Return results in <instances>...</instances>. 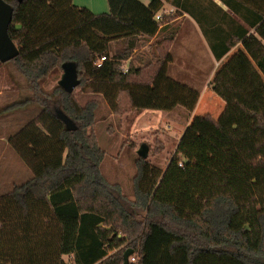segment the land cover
Wrapping results in <instances>:
<instances>
[{
  "label": "trees",
  "instance_id": "16d2710c",
  "mask_svg": "<svg viewBox=\"0 0 264 264\" xmlns=\"http://www.w3.org/2000/svg\"><path fill=\"white\" fill-rule=\"evenodd\" d=\"M3 1L13 9L9 35L20 51L10 63L31 90L58 99L60 108L41 105L8 139L32 176L0 196V264H124L127 250L137 256L129 264H264V212L232 227L264 188V0H219L240 17L218 7L221 22L231 26L221 42L203 29L218 61L241 44L211 82L226 108L218 120L208 114L193 119L165 176L138 154L133 200L101 172L106 152L93 132L100 103L81 105L75 91L101 95L115 115L177 107L193 112L199 91L168 74L176 29L152 45L155 58L143 68L125 72L123 64L174 19L156 20L165 3L198 19L195 6L188 0H107L109 13L94 14L73 0ZM69 62L77 66L80 85L71 94L59 85L45 93L41 85ZM215 189L231 198L205 207ZM175 209L196 216L180 219Z\"/></svg>",
  "mask_w": 264,
  "mask_h": 264
},
{
  "label": "rangeland",
  "instance_id": "374dc122",
  "mask_svg": "<svg viewBox=\"0 0 264 264\" xmlns=\"http://www.w3.org/2000/svg\"><path fill=\"white\" fill-rule=\"evenodd\" d=\"M211 1L212 0H188L190 6L208 5ZM222 6L224 5L222 4L221 8H223ZM223 9L235 20L240 21V17L235 15L228 7ZM191 10L195 15L197 9L194 7L191 8ZM179 15H184V12L181 13V11H176V13L171 16L178 17ZM146 44L147 43H140L138 48ZM152 52L154 53L153 48ZM123 67L126 69L125 64H123ZM62 75L63 71H60L50 76L47 81L41 85L43 91L47 94L54 93ZM41 95L42 94H37L29 88L28 82L18 72L14 64L10 62L2 64L0 62V137L8 138L10 135L16 134L39 113L41 107H43L41 105H47L54 111L60 108L58 99L54 98L53 100H48L45 96ZM75 97L81 105H85L92 100H96L100 103L97 112L98 120L93 128V132L100 146L106 152V158L101 166V172L109 183L119 184L123 192L129 198H132L133 178L136 174L135 161L142 146H149L147 148L148 161L158 167L164 168L165 164H167L171 158H174L177 145L179 146L181 143L178 133L185 123L183 115L178 119L176 113L172 115L165 114L167 119H163L159 127L146 132L141 131L133 134L132 126L134 118L139 112L131 110L121 115L112 114L108 103L103 97L99 94H94L89 89H77L75 91ZM25 102L26 104L17 109L9 108L13 104ZM208 111L210 110L208 109ZM208 115L213 117L211 114ZM185 118L187 119L189 116L186 115ZM17 157V153L13 150V162L16 160L17 165L13 167L12 170L19 168L23 176L16 177L14 183L12 182L7 185L0 183V196L11 191L13 184L20 185L32 176L30 168L25 163L24 167ZM253 203L250 209L255 211L256 215L260 212H264V188L258 191ZM187 219L188 218H186V220ZM190 221L193 220L191 219ZM126 246L127 244L111 251L109 257L119 253ZM135 257L137 259V256ZM65 259L69 260L70 258L66 257Z\"/></svg>",
  "mask_w": 264,
  "mask_h": 264
},
{
  "label": "crops",
  "instance_id": "0c3cea01",
  "mask_svg": "<svg viewBox=\"0 0 264 264\" xmlns=\"http://www.w3.org/2000/svg\"><path fill=\"white\" fill-rule=\"evenodd\" d=\"M139 1L145 5H149L153 0ZM73 2L76 6L88 8L94 14H104L109 13L110 11L107 0H73ZM212 2H215L217 6H214ZM221 5L222 4L219 0H212L208 5L195 6L197 9L196 15L198 19L193 18L186 12H184V15H179L178 17L173 16L174 19L169 21L164 26L162 32L159 35L153 38L145 46L134 49L130 58L124 62L126 66V69H124L125 72L131 68H143L155 58L154 53L152 52V45L155 42H159L165 38L170 30L174 28L177 30V35L169 51L172 61L168 64V74L172 79L193 87L200 93L199 101L193 112H188L181 107H177L172 111L145 110L142 111V113L139 112L134 118L132 126L133 134L155 129L162 124L163 119H167L165 114L172 115L173 113H176L178 119L181 118L182 115L185 119V123L182 126L183 128H181V131L178 133V137L181 139L186 128L198 115L204 116L211 114L215 120H218L222 115L226 108V103L212 91L211 82L215 78L219 68L225 64L236 52L241 50V44L236 46L220 61L215 58V54L203 31H208V35L212 41H215L214 39H216L220 40L221 42L226 39L227 31L231 26L228 25L229 22H221V15L218 13V7H221ZM222 7L226 8L225 6ZM172 8L174 7L165 3L163 10L169 11ZM241 24H243V22H241ZM251 32H253V30ZM218 52H220V49ZM208 109L210 111H208ZM186 115H188L189 118L186 119ZM9 137H0V183L4 185L10 184L12 182L14 183L16 177L23 176L20 173L19 168L12 170L17 164L16 160L13 162V149L9 144ZM179 147L180 144L179 146L177 145L176 152L179 150ZM17 158L24 166V162L19 158V156ZM172 160L173 159L171 158V160L165 164L164 168L160 167L163 171V176L167 174ZM259 190L261 189H257L256 196ZM215 198L225 199L231 198V196L221 189H215L209 195L204 206H209ZM130 199L133 200V198ZM253 200L254 199H252L248 204V213L246 215L238 214L233 218V228L238 229L245 225L248 218L257 216L255 211L250 209ZM175 216L185 220L188 218L187 220L190 221L191 219L194 220L196 214H190L175 209Z\"/></svg>",
  "mask_w": 264,
  "mask_h": 264
},
{
  "label": "water",
  "instance_id": "95a60500",
  "mask_svg": "<svg viewBox=\"0 0 264 264\" xmlns=\"http://www.w3.org/2000/svg\"><path fill=\"white\" fill-rule=\"evenodd\" d=\"M12 18V7L3 0H0V62L2 64L14 60L20 54L18 46L13 42L9 35V26L12 22ZM62 69L63 75L58 85L71 94L80 85L77 66L75 63L69 62L65 63L62 66ZM58 116L66 125L69 131L76 130V125L63 112L59 111ZM138 154L146 157L147 146H142V149ZM133 253V250H127L124 253V264H129V259L133 255Z\"/></svg>",
  "mask_w": 264,
  "mask_h": 264
},
{
  "label": "built area",
  "instance_id": "2783aa9c",
  "mask_svg": "<svg viewBox=\"0 0 264 264\" xmlns=\"http://www.w3.org/2000/svg\"><path fill=\"white\" fill-rule=\"evenodd\" d=\"M176 9L175 8H172L171 10L169 11H164L162 10L157 16H156V20L157 21H161L163 19V15L167 16V15H172L174 13H176ZM106 58L102 57L100 58L97 62H96V66L98 68H101L103 66V63L105 62ZM131 262H136V258L135 257H131L130 258Z\"/></svg>",
  "mask_w": 264,
  "mask_h": 264
}]
</instances>
